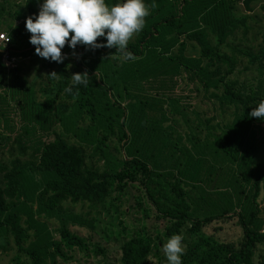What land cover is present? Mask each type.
I'll use <instances>...</instances> for the list:
<instances>
[{"label":"trees","instance_id":"1","mask_svg":"<svg viewBox=\"0 0 264 264\" xmlns=\"http://www.w3.org/2000/svg\"><path fill=\"white\" fill-rule=\"evenodd\" d=\"M25 1L13 9L10 0H0V30L6 36L0 40V250L9 249L11 240L30 264H66L75 252L102 253L97 244L70 231L91 223L64 204H87V215L103 208L106 199L117 206L125 184L136 181L155 215L168 222L163 238L178 234L187 223L191 231L234 219L238 239L221 240L220 252L213 251L208 264H251L255 246L264 244V120L249 115L264 100V35L256 51L246 42L238 48L227 41L236 31L245 37L252 18L237 13L234 5L239 1L249 11L258 3L264 17V0H155L158 7L128 44L134 61L109 58L115 48L81 45L74 56L66 44L62 54L74 56L73 71H87L90 79L87 87L72 86L71 93L64 91L71 86L67 59L58 64L42 58L41 67L54 69L60 78H47L37 88L19 66L2 61V53L16 58L35 52L25 28V8L31 14L34 8L32 0ZM121 2L105 0L109 6ZM98 42L107 43L104 38ZM241 56L246 59L242 69L254 68L257 84L233 74ZM136 86L135 103L136 93L126 89ZM199 90L203 105L211 100L213 109L214 102L222 113L231 109L223 125L210 124L215 115L204 119L207 129H223L208 131L215 139L211 158L199 138L193 139L190 124V131L174 126L173 113L191 109ZM70 131L104 158L101 167L92 154L88 159L82 145L68 141ZM52 220L57 223L53 228ZM134 234L120 242L116 264L145 260L149 240ZM188 255L183 264L194 261Z\"/></svg>","mask_w":264,"mask_h":264},{"label":"rangeland","instance_id":"2","mask_svg":"<svg viewBox=\"0 0 264 264\" xmlns=\"http://www.w3.org/2000/svg\"><path fill=\"white\" fill-rule=\"evenodd\" d=\"M10 1L13 9L17 7H24V4L26 3L25 0ZM43 2L44 0H32L31 4L33 5L34 11L31 14L28 13L25 8V16L28 18L29 16L38 15L39 5ZM234 6L237 13L251 15L252 18L247 20L249 29L246 31L245 37L241 35L240 31H236L234 37L228 38L227 42L237 46L238 48L245 47L246 42V45L250 44V46H247L251 49V51H256L262 41V35H264V17L261 15L258 3H252V10L249 11L244 10L239 1ZM9 19L14 23L18 22V20L14 17H10ZM0 33H4L3 30H0ZM221 50L228 52V47L223 46ZM187 53L191 55L193 51L191 52V49L188 48ZM65 56L68 60L66 71L72 76L76 73L73 71L74 67L72 65V61H74L75 58L73 55ZM239 60L240 61L234 66L233 74L236 75L240 81L244 79L247 83H251L252 85L257 84L258 76L256 75L254 68L243 70L242 66L246 63V59L241 56ZM2 61L8 67L19 66L20 74H22L28 82L35 81L36 88L39 86V82L44 83L47 80V77H45L47 72L50 74L54 71V69L50 67H41L40 61H42V58L38 57L35 52L31 56L16 57L13 60H8L4 53H2ZM69 65H71V67H68ZM135 88H137V86L133 89H126V91L127 93L133 91L136 93ZM37 94L39 93L37 92ZM200 96L201 91L199 90L191 101L193 104L191 109L187 108L185 111L177 112L176 114L173 113V118L175 120L174 126L181 131H190V129L186 126V124H190L192 131H194L193 139L199 138V143H196L200 145L204 144L203 147H206L204 151L206 155L211 158V156H215V154H212L215 149V142H213L215 139L212 136L213 134H208V131L216 133L222 131L223 129L220 130L219 128H216L215 132L209 130L210 128L207 129L204 124V119L210 115H215L213 120L210 121V124L221 121L223 125L230 119L231 109L224 108L225 112L222 113L219 107L216 106V102H214L215 109L212 108L211 100H203V105L199 100ZM103 98L104 97H102V99ZM133 101L135 103L137 102V93L135 94ZM109 109L113 110L115 107H111ZM86 115L89 116V112ZM106 115L110 116V113ZM138 115L142 116L141 112H138ZM169 116H172V114H169ZM181 116H188L187 119H189L187 121L184 120L186 123H184ZM85 123H87V121H85L83 125ZM56 132H60L62 135L65 134V131H62L60 127L56 128ZM71 132L72 131L69 133L66 132L69 136L68 141L82 145L88 159H90L89 157L92 154V160H98L97 166L101 167L104 163V158L100 157L96 153H91L93 146L83 145L85 141L78 139V135L77 137L70 135ZM75 132H77V130ZM110 148L113 151L111 145ZM116 154L120 156L118 153ZM6 156L7 155L3 153L2 157L4 159H6ZM119 196L120 199L118 200L119 202L117 203V206L115 204H108V201L110 200L106 199L103 204V208L99 205L96 211H91L88 215L86 214L89 211L87 204H64L65 208L75 213H81V215L85 216L87 221L91 223L90 228L75 225L70 228V231L84 237L90 243L93 242L97 244L102 249V253L96 252L95 254L92 252L86 254V251L84 252L86 255L81 254V252H75V254L72 255V260L67 261L66 264H116V259L119 256L118 247L120 242L127 240L129 234L131 236L135 235L134 233L137 231L140 232L144 238L148 239L150 243V250L141 264H167L166 257L162 251L163 245L169 239L167 237L163 238L164 228L168 225L167 220L161 217L158 218L155 215L154 207L150 201L145 199L142 187H140L136 181L125 184L122 194ZM111 202L114 203V201ZM260 207H264V201L260 202ZM121 209H124L122 213H120ZM233 221L234 219L218 220L214 226L208 224L202 228L195 227L191 231L190 229H187L188 223L185 224L178 233L183 234L185 238L184 243L187 245L186 254L183 257L185 258L189 252L188 257L191 255V258H194V261L191 264H200L201 262H204V264L210 263L212 260L211 253L213 251L215 252L220 250L219 242L221 240L235 242L238 239L239 229L236 222ZM56 224L57 223L54 220L49 222V226L51 228L55 227ZM122 228H125L124 232L126 234L123 236H117L116 233ZM9 246V249L6 251L0 250V264H30L29 257L24 253L18 252L11 240ZM221 254L224 253L221 252L217 259L221 258ZM251 264H264V244L258 243L255 246Z\"/></svg>","mask_w":264,"mask_h":264},{"label":"clouds","instance_id":"3","mask_svg":"<svg viewBox=\"0 0 264 264\" xmlns=\"http://www.w3.org/2000/svg\"><path fill=\"white\" fill-rule=\"evenodd\" d=\"M157 7L155 0L151 4L145 0H123L114 6L107 5L105 0H44L38 15L26 18L25 28L31 34L29 43L35 47V54L51 62L59 64L67 59L62 54L66 44L74 56L81 45L91 50L115 48V54L109 58L134 61L136 57L128 50V44L142 32L146 18ZM98 38L106 39L107 43L98 42ZM45 77L58 80L60 75L53 71ZM89 82L87 71L74 73L71 86L64 91L71 93L72 86L87 87ZM249 115L264 120V100ZM184 239L183 234H173L163 245L167 264H183L187 249Z\"/></svg>","mask_w":264,"mask_h":264},{"label":"built area","instance_id":"4","mask_svg":"<svg viewBox=\"0 0 264 264\" xmlns=\"http://www.w3.org/2000/svg\"><path fill=\"white\" fill-rule=\"evenodd\" d=\"M0 40H2V41H6V36L3 34V33H0ZM4 55L6 56V58L8 59V60H13V59H15L14 57H9L8 55H7V53H4ZM1 59H2V57H1Z\"/></svg>","mask_w":264,"mask_h":264}]
</instances>
